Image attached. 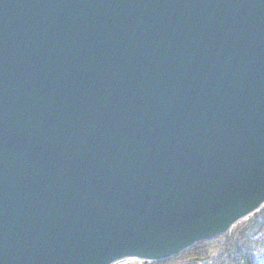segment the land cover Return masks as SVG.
Listing matches in <instances>:
<instances>
[{
  "label": "water",
  "instance_id": "obj_1",
  "mask_svg": "<svg viewBox=\"0 0 264 264\" xmlns=\"http://www.w3.org/2000/svg\"><path fill=\"white\" fill-rule=\"evenodd\" d=\"M264 209V0H0V264H151Z\"/></svg>",
  "mask_w": 264,
  "mask_h": 264
},
{
  "label": "trees",
  "instance_id": "obj_2",
  "mask_svg": "<svg viewBox=\"0 0 264 264\" xmlns=\"http://www.w3.org/2000/svg\"><path fill=\"white\" fill-rule=\"evenodd\" d=\"M152 264H264V210L232 233Z\"/></svg>",
  "mask_w": 264,
  "mask_h": 264
},
{
  "label": "rangeland",
  "instance_id": "obj_3",
  "mask_svg": "<svg viewBox=\"0 0 264 264\" xmlns=\"http://www.w3.org/2000/svg\"><path fill=\"white\" fill-rule=\"evenodd\" d=\"M130 264H140V262H131Z\"/></svg>",
  "mask_w": 264,
  "mask_h": 264
}]
</instances>
